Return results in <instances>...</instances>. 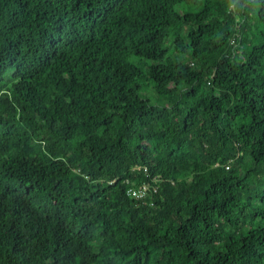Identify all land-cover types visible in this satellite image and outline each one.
Listing matches in <instances>:
<instances>
[{
    "label": "trees",
    "instance_id": "trees-1",
    "mask_svg": "<svg viewBox=\"0 0 264 264\" xmlns=\"http://www.w3.org/2000/svg\"><path fill=\"white\" fill-rule=\"evenodd\" d=\"M0 264H264V0H0Z\"/></svg>",
    "mask_w": 264,
    "mask_h": 264
},
{
    "label": "built area",
    "instance_id": "built-area-1",
    "mask_svg": "<svg viewBox=\"0 0 264 264\" xmlns=\"http://www.w3.org/2000/svg\"><path fill=\"white\" fill-rule=\"evenodd\" d=\"M129 183V181L127 182ZM153 183H157V180H153ZM149 184H142L139 186L138 189H133L130 188L128 190V195L132 196L133 198L137 199V200H144L145 198H147L149 196ZM158 190V187L156 186V188H154L153 192L155 193Z\"/></svg>",
    "mask_w": 264,
    "mask_h": 264
},
{
    "label": "rangeland",
    "instance_id": "rangeland-1",
    "mask_svg": "<svg viewBox=\"0 0 264 264\" xmlns=\"http://www.w3.org/2000/svg\"><path fill=\"white\" fill-rule=\"evenodd\" d=\"M130 188H133V189L136 190V189H138L139 187H137V186H132V187H130ZM130 188H129V189H130ZM157 193H158V190H157L155 193L153 192V194H157ZM127 195H128V191H127ZM128 196H129L130 198L134 199V200H137V199L133 198V197L130 196V195H128ZM147 198H148V197H147ZM147 198H145V199H147ZM145 199H144V200H145ZM144 200H138V201H144Z\"/></svg>",
    "mask_w": 264,
    "mask_h": 264
},
{
    "label": "bare ground",
    "instance_id": "bare-ground-1",
    "mask_svg": "<svg viewBox=\"0 0 264 264\" xmlns=\"http://www.w3.org/2000/svg\"><path fill=\"white\" fill-rule=\"evenodd\" d=\"M239 41V40H238ZM234 44H236V43H234ZM137 163V162H136ZM230 166V165H229ZM149 168V167H148ZM149 171V170H148ZM150 172V171H149ZM137 173V172H136ZM139 173H141V172H139ZM132 175V174H131ZM130 175V176H131ZM162 176V175H161ZM132 177V176H131ZM92 178H94V177H92ZM129 178V177H128ZM140 178V177H139ZM142 178V177H141ZM144 178V177H143ZM113 180V179H112ZM89 181H91V180H89ZM146 181H147V179H146ZM120 183H121V181H120ZM163 183V182H162ZM162 188H163V186H162ZM163 191V190H162ZM72 196V195H71ZM58 198V197H57ZM82 199V198H81ZM142 206V205H141ZM53 210H54V208H53ZM57 210V209H56ZM54 214H56L55 212H54ZM65 215V214H64Z\"/></svg>",
    "mask_w": 264,
    "mask_h": 264
}]
</instances>
